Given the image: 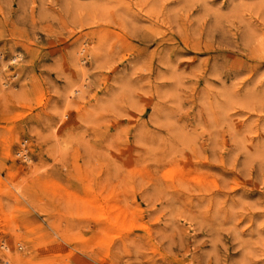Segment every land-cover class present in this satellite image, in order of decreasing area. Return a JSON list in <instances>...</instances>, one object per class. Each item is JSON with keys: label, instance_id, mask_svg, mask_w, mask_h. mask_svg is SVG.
<instances>
[{"label": "rangeland", "instance_id": "obj_1", "mask_svg": "<svg viewBox=\"0 0 264 264\" xmlns=\"http://www.w3.org/2000/svg\"><path fill=\"white\" fill-rule=\"evenodd\" d=\"M0 264H264V0H0Z\"/></svg>", "mask_w": 264, "mask_h": 264}, {"label": "built area", "instance_id": "obj_2", "mask_svg": "<svg viewBox=\"0 0 264 264\" xmlns=\"http://www.w3.org/2000/svg\"><path fill=\"white\" fill-rule=\"evenodd\" d=\"M17 159L23 163H27L30 157V152L27 145V140H23L20 143V147L17 149V151L14 154Z\"/></svg>", "mask_w": 264, "mask_h": 264}]
</instances>
